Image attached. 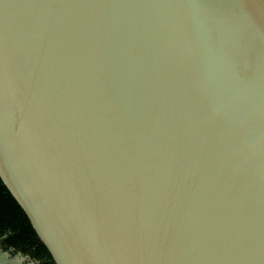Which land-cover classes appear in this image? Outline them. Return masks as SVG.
I'll use <instances>...</instances> for the list:
<instances>
[{
    "label": "water",
    "instance_id": "95a60500",
    "mask_svg": "<svg viewBox=\"0 0 264 264\" xmlns=\"http://www.w3.org/2000/svg\"><path fill=\"white\" fill-rule=\"evenodd\" d=\"M0 175L57 264H264V0H0Z\"/></svg>",
    "mask_w": 264,
    "mask_h": 264
},
{
    "label": "trees",
    "instance_id": "16d2710c",
    "mask_svg": "<svg viewBox=\"0 0 264 264\" xmlns=\"http://www.w3.org/2000/svg\"><path fill=\"white\" fill-rule=\"evenodd\" d=\"M0 241L37 264H57L29 214L0 175Z\"/></svg>",
    "mask_w": 264,
    "mask_h": 264
},
{
    "label": "rangeland",
    "instance_id": "374dc122",
    "mask_svg": "<svg viewBox=\"0 0 264 264\" xmlns=\"http://www.w3.org/2000/svg\"><path fill=\"white\" fill-rule=\"evenodd\" d=\"M0 264H37L29 257L21 253H15L12 249H5L0 241Z\"/></svg>",
    "mask_w": 264,
    "mask_h": 264
}]
</instances>
